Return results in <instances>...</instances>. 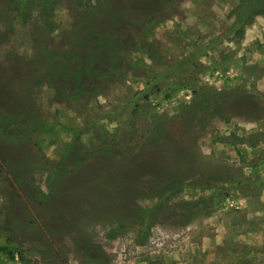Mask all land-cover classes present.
<instances>
[{
  "label": "rangeland",
  "instance_id": "rangeland-1",
  "mask_svg": "<svg viewBox=\"0 0 264 264\" xmlns=\"http://www.w3.org/2000/svg\"><path fill=\"white\" fill-rule=\"evenodd\" d=\"M262 4L0 0V264H264Z\"/></svg>",
  "mask_w": 264,
  "mask_h": 264
},
{
  "label": "trees",
  "instance_id": "trees-1",
  "mask_svg": "<svg viewBox=\"0 0 264 264\" xmlns=\"http://www.w3.org/2000/svg\"><path fill=\"white\" fill-rule=\"evenodd\" d=\"M262 7H263V11L261 13H254V11L252 10V11H250L248 13V15L246 16V18H248V16H250V17H252V16H259V15L264 16V4H262ZM249 21L247 22V24L249 23ZM0 251L3 252L9 258V260H11V261L14 260V255L10 251H8L6 249H0Z\"/></svg>",
  "mask_w": 264,
  "mask_h": 264
}]
</instances>
